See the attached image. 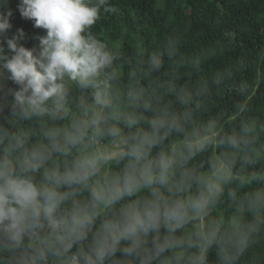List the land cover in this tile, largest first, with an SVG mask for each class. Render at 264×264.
I'll list each match as a JSON object with an SVG mask.
<instances>
[{
    "label": "clouds",
    "instance_id": "9594fccd",
    "mask_svg": "<svg viewBox=\"0 0 264 264\" xmlns=\"http://www.w3.org/2000/svg\"><path fill=\"white\" fill-rule=\"evenodd\" d=\"M8 3L0 0V87L15 86L8 88L13 115L64 120L68 82L91 90V103L82 97L79 116L42 127L34 142L30 131L0 127V253H9L0 264H207L213 247L221 264H233L255 230L240 217L264 212V191L229 192L236 215L209 220L235 158L222 152L207 171L189 165L217 144V123L187 130L192 113L158 107L162 97L141 88L134 72L121 102L109 71L118 54L89 31L101 9L115 11L108 0H19L21 17L45 30L32 47L23 29L8 35ZM161 63L151 56L149 71ZM177 100L188 106L192 93L182 90ZM173 133L181 140L163 149ZM251 133L243 126L219 143L242 150L254 142ZM113 163L123 167L111 172Z\"/></svg>",
    "mask_w": 264,
    "mask_h": 264
},
{
    "label": "trees",
    "instance_id": "16d2710c",
    "mask_svg": "<svg viewBox=\"0 0 264 264\" xmlns=\"http://www.w3.org/2000/svg\"><path fill=\"white\" fill-rule=\"evenodd\" d=\"M108 3L115 11L101 9L100 18L89 31L118 54L109 71L117 73L111 86L119 93L121 102L134 82L131 77L134 72L141 88L148 93L155 90L162 97L158 107L169 105L171 111L192 113L185 125L187 130L208 121L217 123V144L198 154L189 166L207 171L209 161L222 152L234 156L233 180L225 185L209 217L227 223L236 215L237 208L229 192L243 198L264 191V0H108ZM18 4L19 0H9L3 9L11 8L13 13L8 35L23 29V43L32 47L45 30L22 18ZM153 55L161 57L157 71L148 69ZM10 87L15 86L7 80L0 87V127L9 132L30 131L33 142L42 127L53 124L63 127L73 116H79L82 97L91 103V90L68 82L64 120L53 122L47 117L25 120L13 115ZM182 90L192 93L193 100L188 106L177 100ZM139 111L146 118L153 115L143 109ZM243 126L252 128L251 145L234 150L219 143L224 136L238 135ZM180 140L181 135L173 133L161 147L167 150ZM122 167V163H113L108 170L118 172ZM240 221L254 224L255 230L249 234L243 253L233 252L236 256L233 264H264V212L254 215L245 211ZM8 258L9 253H0V261ZM207 264H221L215 247L208 251Z\"/></svg>",
    "mask_w": 264,
    "mask_h": 264
}]
</instances>
